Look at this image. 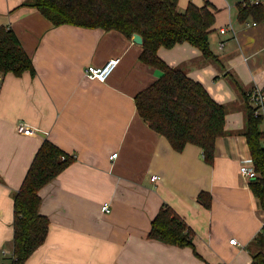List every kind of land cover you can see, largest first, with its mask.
Segmentation results:
<instances>
[{
	"label": "crops",
	"instance_id": "crops-1",
	"mask_svg": "<svg viewBox=\"0 0 264 264\" xmlns=\"http://www.w3.org/2000/svg\"><path fill=\"white\" fill-rule=\"evenodd\" d=\"M26 1L0 0V27L14 31L35 71L0 80V262L12 257L13 196L47 139L74 161L38 192L48 235L26 264H250L264 211L251 179L239 174L242 164L251 165L241 93L264 91V21L238 22L236 5L245 0H178L179 11L189 3L216 10L208 42L218 62L187 43L157 51L226 109V135L216 140L208 165L200 148L188 144L176 152L138 116L136 94L162 72L140 61L133 36L53 26L36 9L22 7ZM222 27L230 29L221 34ZM111 59L119 62L104 81L84 75L86 67ZM259 129L264 133V118ZM201 193L208 208L197 200ZM104 203L109 214L100 211ZM163 205L188 225L192 247L148 238ZM233 238L236 245L229 243Z\"/></svg>",
	"mask_w": 264,
	"mask_h": 264
},
{
	"label": "trees",
	"instance_id": "trees-1",
	"mask_svg": "<svg viewBox=\"0 0 264 264\" xmlns=\"http://www.w3.org/2000/svg\"><path fill=\"white\" fill-rule=\"evenodd\" d=\"M177 4L178 0H28L21 6L36 9L53 26L117 31L128 39L139 35L142 38L140 61L159 69L162 75L136 94L134 103L138 116L150 129L166 138L176 152L183 151L188 144L195 145L200 148L203 161L213 165L215 142L226 135V109L184 71L168 67L157 51L161 47L170 49L187 43L198 49L204 59L218 62L208 42L216 10L208 3L203 6L189 3L184 11H179ZM236 6L238 22L264 21L262 5H252L245 0ZM25 72L35 75L31 58L14 31L0 27V74L20 77ZM241 97L245 108L242 134L256 173L249 188L264 211V133L259 129L263 118L255 117L256 108L250 104L248 93H241ZM73 161V156L47 139L35 152L13 196V247L9 264H26L44 244L49 220L40 214L42 201L38 192ZM206 198L207 194L201 193L197 200L208 208L210 201H205ZM192 236L184 220L166 205L154 216L148 234L150 239L180 248L192 247ZM250 264H264V225L251 245Z\"/></svg>",
	"mask_w": 264,
	"mask_h": 264
},
{
	"label": "built area",
	"instance_id": "built-area-1",
	"mask_svg": "<svg viewBox=\"0 0 264 264\" xmlns=\"http://www.w3.org/2000/svg\"><path fill=\"white\" fill-rule=\"evenodd\" d=\"M250 4L252 5H262L264 3V0H249ZM245 25H248V23H245ZM254 25V23H253ZM230 29L229 27H222L220 28V33L225 34L227 30ZM223 44H220V47H222ZM119 60L118 59H111L105 63L104 66L102 67H94V66H88L84 69V75L89 78V79H96L98 81H104L109 77V75L113 72L115 67L117 66ZM0 80H1V74H0ZM248 99L250 104L256 108L255 111V117L261 116L264 118V91L258 89V88H253L249 93H248ZM116 157V153H112L109 156V159L112 160ZM239 174L246 178V179H252L256 176V173L254 172L252 163L251 165H244L242 164L239 167ZM157 176H152L151 180L155 181L157 180ZM111 210L110 203H104L101 205L100 211L103 214H109ZM264 225V223H263ZM230 244L236 245L237 241L236 239H230L229 241ZM2 264V263H0Z\"/></svg>",
	"mask_w": 264,
	"mask_h": 264
},
{
	"label": "water",
	"instance_id": "water-1",
	"mask_svg": "<svg viewBox=\"0 0 264 264\" xmlns=\"http://www.w3.org/2000/svg\"><path fill=\"white\" fill-rule=\"evenodd\" d=\"M133 42L136 44H141L142 38L139 35L135 34V35H133Z\"/></svg>",
	"mask_w": 264,
	"mask_h": 264
},
{
	"label": "rangeland",
	"instance_id": "rangeland-1",
	"mask_svg": "<svg viewBox=\"0 0 264 264\" xmlns=\"http://www.w3.org/2000/svg\"><path fill=\"white\" fill-rule=\"evenodd\" d=\"M228 80H229V79H228ZM229 82H230V83H233L234 80L231 78V80H230ZM234 88L236 89L235 84H234ZM241 88H242V86H241ZM244 88H245V87H243V90H244ZM236 90H237V89H236ZM237 91H238V90H237ZM239 92H240V91H238V101H239V102H240V101L242 102V100L240 99V96H239V95H240ZM153 176H156V175H153ZM157 177H158V176H157ZM155 181H157V180H155ZM155 181H153V182H155Z\"/></svg>",
	"mask_w": 264,
	"mask_h": 264
}]
</instances>
